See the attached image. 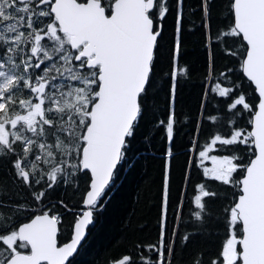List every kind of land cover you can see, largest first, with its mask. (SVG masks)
<instances>
[{
    "label": "snow or ice",
    "instance_id": "snow-or-ice-1",
    "mask_svg": "<svg viewBox=\"0 0 264 264\" xmlns=\"http://www.w3.org/2000/svg\"><path fill=\"white\" fill-rule=\"evenodd\" d=\"M183 0H0V161L11 164L14 181L26 187L40 209L0 199V264H72L115 185L118 166L141 120L149 111L161 61L168 58L169 112L159 121L166 142L174 140L173 105L181 55ZM174 6L176 35L164 44L163 22ZM214 0H201L203 23L211 28ZM225 29L213 44L239 61L240 76L231 67L211 75L214 93L226 98L234 119L225 135L215 133L200 146L193 143L204 181L194 189L195 220L203 227L208 205L221 193L209 181L231 186V202L223 209L225 239L209 264H264V0H227ZM211 68V62H210ZM246 78L258 93L246 95ZM215 98V97H213ZM251 101V102H250ZM247 116L248 127L238 118ZM213 122L216 116H209ZM238 146L248 152L247 160ZM229 152V155L212 153ZM167 159L173 156L166 148ZM210 161L211 166L205 165ZM48 167H45V166ZM170 172V163L166 165ZM238 177V178H237ZM85 185L84 206L73 212L67 242L62 216L48 196L57 187ZM40 190H34L37 187ZM0 195H7L0 182ZM169 184L165 178L160 239L148 246L155 259L170 264L173 239L165 240ZM59 206L68 210L63 201ZM182 207L181 205L178 206ZM217 219H220L219 217ZM189 235L181 240L187 243ZM113 264H136L124 255ZM193 264H204L197 256Z\"/></svg>",
    "mask_w": 264,
    "mask_h": 264
},
{
    "label": "trees",
    "instance_id": "trees-1",
    "mask_svg": "<svg viewBox=\"0 0 264 264\" xmlns=\"http://www.w3.org/2000/svg\"><path fill=\"white\" fill-rule=\"evenodd\" d=\"M226 3L227 0H214L211 28L206 36L201 0H183L181 12L184 19L179 33L181 55L177 67L186 68L187 74H178L176 77L178 83L173 110L177 123L174 140L171 144L166 142V131L159 124V121L167 120L169 112L167 89L172 66L169 59L165 58L159 65L156 87L149 100V111L140 122L127 153V162L118 166L115 185L108 192L102 211L95 214L86 242L71 260L72 264H112L124 255L131 256L136 264H146L147 260L155 259V253L149 251L148 246L156 245L160 239L166 175L169 195L165 240L173 239L174 228L176 235L172 255L168 256L165 252V257L170 264H193V260L200 256L204 264H209L210 260L218 256L226 233L222 209L231 202L233 189L209 181L212 190L222 195L209 203L210 216L206 217V223L201 227L192 215L196 210L193 189L204 178L202 169L195 166L198 162L196 154L190 149L193 143L204 145L215 133L226 135L232 127L230 120L234 119L227 109L226 98L214 93L206 95V89L212 87L210 74L215 76L231 67L236 73L233 79L240 76L238 59L225 55L219 46L212 43L217 30L227 26ZM170 4L174 5V0H170ZM163 27L164 44L170 48L176 35L174 6L170 8ZM237 82L241 83L246 95L258 102L254 85H250L246 78ZM209 116H216L217 121L207 119ZM238 124L241 128L248 127L247 116L239 117ZM166 148L172 150L170 160L165 156ZM238 148V154L244 156L246 161V148ZM168 163L170 172L166 167ZM10 169L9 161H0V182L7 191V195H0V199L7 201L11 197L13 203H24L32 211L38 212L40 209L33 202L29 190L14 181ZM34 190H40V187ZM84 192L85 185L81 182L78 189L74 186L57 187L48 196L50 205L55 204L62 216V242H67L71 234L73 212L84 207L81 203ZM60 201L67 205L68 210L59 206ZM181 203L182 207L178 208ZM0 211L7 212L9 209ZM186 234L189 239L184 243L181 238Z\"/></svg>",
    "mask_w": 264,
    "mask_h": 264
},
{
    "label": "water",
    "instance_id": "water-1",
    "mask_svg": "<svg viewBox=\"0 0 264 264\" xmlns=\"http://www.w3.org/2000/svg\"><path fill=\"white\" fill-rule=\"evenodd\" d=\"M255 87V86H254ZM257 95H258V93H257ZM94 216H95V214H94ZM90 232V231H89ZM89 232H88V235H89ZM88 235H87V237H88ZM87 239V238H86ZM81 248V247H80ZM80 248H78V251H77V253L79 252V250H80ZM76 253V254H77ZM76 254H74V256L76 255ZM74 256L72 257V258H70L71 260L74 258ZM113 264V263H112Z\"/></svg>",
    "mask_w": 264,
    "mask_h": 264
},
{
    "label": "rangeland",
    "instance_id": "rangeland-1",
    "mask_svg": "<svg viewBox=\"0 0 264 264\" xmlns=\"http://www.w3.org/2000/svg\"><path fill=\"white\" fill-rule=\"evenodd\" d=\"M205 165L208 166V167H210L211 166V162L210 161H207V162H205Z\"/></svg>",
    "mask_w": 264,
    "mask_h": 264
}]
</instances>
